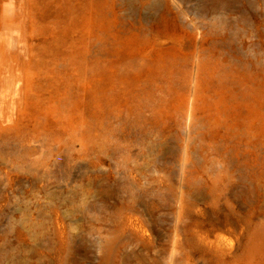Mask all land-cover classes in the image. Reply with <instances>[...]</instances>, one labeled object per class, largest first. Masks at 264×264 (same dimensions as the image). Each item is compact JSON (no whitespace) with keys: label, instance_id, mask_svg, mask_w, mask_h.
Segmentation results:
<instances>
[{"label":"rangeland","instance_id":"374dc122","mask_svg":"<svg viewBox=\"0 0 264 264\" xmlns=\"http://www.w3.org/2000/svg\"><path fill=\"white\" fill-rule=\"evenodd\" d=\"M0 264H264V0H0Z\"/></svg>","mask_w":264,"mask_h":264},{"label":"bare ground","instance_id":"6f19581e","mask_svg":"<svg viewBox=\"0 0 264 264\" xmlns=\"http://www.w3.org/2000/svg\"><path fill=\"white\" fill-rule=\"evenodd\" d=\"M19 73V72H18ZM18 90V89H17Z\"/></svg>","mask_w":264,"mask_h":264}]
</instances>
